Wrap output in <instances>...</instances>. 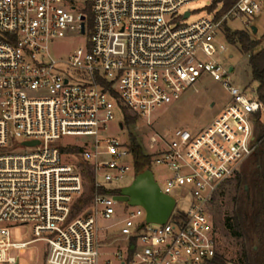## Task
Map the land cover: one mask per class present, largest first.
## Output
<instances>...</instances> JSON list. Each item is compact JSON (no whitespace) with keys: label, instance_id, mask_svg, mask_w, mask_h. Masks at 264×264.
I'll return each instance as SVG.
<instances>
[{"label":"built area","instance_id":"obj_1","mask_svg":"<svg viewBox=\"0 0 264 264\" xmlns=\"http://www.w3.org/2000/svg\"><path fill=\"white\" fill-rule=\"evenodd\" d=\"M195 1L89 0L88 15L76 0H0V264L39 243L43 264H235L220 261L210 206L259 150L264 104L220 59L227 20L258 18L264 0L191 21ZM61 41L76 47L58 57ZM207 80L229 101L202 129L153 146L150 170L170 173L155 181L176 204L165 224L149 223L142 206L116 199L139 174L131 140L109 126L129 129L127 115L151 126ZM16 227L32 239L13 242Z\"/></svg>","mask_w":264,"mask_h":264},{"label":"rangeland","instance_id":"obj_2","mask_svg":"<svg viewBox=\"0 0 264 264\" xmlns=\"http://www.w3.org/2000/svg\"><path fill=\"white\" fill-rule=\"evenodd\" d=\"M216 0H200L192 2L187 5L184 11L193 13L191 21L208 15L209 9ZM76 5L80 11H90L89 0H76ZM220 7V4L216 8ZM215 9V8H211ZM210 9V11H211ZM232 32H250L253 27L258 29L257 35L262 37L264 35V9L263 13L258 18H242V19H228L225 25ZM227 53L222 56L220 62L228 70L234 68V72L229 75L233 85L239 87L244 91L256 92L259 84L253 79L250 67V54H243L239 48L231 46L227 41ZM76 47L71 43L59 42L55 48L57 56H63L65 50ZM229 101V94L223 87L212 80L200 84L195 89L189 91L183 99L170 107L162 109L158 114H155L151 126H147L144 122H139L129 129L124 131L118 129V122L112 123L109 126L108 134L112 138H117L122 142H130L131 135H133L139 145L143 148L146 155L150 156L153 153V146L160 145L161 140L169 138L171 133L176 129H189L192 131L200 130L208 125L212 119L225 107ZM120 117H118V120ZM117 120V121H118ZM243 166L241 172L245 168ZM240 172V173H241ZM153 173L156 181L161 185H165L170 173L159 167H153ZM239 173V174H240ZM233 180V179H232ZM135 181V176L130 173L126 180L120 185L122 187L131 186ZM225 189L221 193V189L216 195V202L210 206V213L214 220L215 228L218 234V247L221 255H224L227 260L235 261L236 241L229 237L223 228V220L231 214L235 196L234 185L228 182L223 184ZM178 208L187 211L189 205L186 200L177 197ZM111 222L102 221L103 226H109ZM31 231L28 227H16L12 231V240L15 243H22L31 240ZM18 264H43L44 249L42 244H35L21 254L15 253Z\"/></svg>","mask_w":264,"mask_h":264},{"label":"trees","instance_id":"obj_3","mask_svg":"<svg viewBox=\"0 0 264 264\" xmlns=\"http://www.w3.org/2000/svg\"><path fill=\"white\" fill-rule=\"evenodd\" d=\"M222 4L220 16L234 5V0H216L212 8ZM89 15V9L86 11ZM227 42L239 48L243 54H250V67L253 79L259 84L258 100L264 104V35L254 32H232L224 26ZM128 126H134L138 118L127 115ZM261 146L252 156L243 171L228 183L234 185V208L223 220L225 233L236 241L238 249L235 264H264V128L259 130ZM131 143L136 159V171L142 174L152 168V157L145 154L137 139L131 135ZM221 193L225 186L221 187ZM216 197L213 203L216 202ZM222 255L220 261L224 263Z\"/></svg>","mask_w":264,"mask_h":264},{"label":"water","instance_id":"obj_4","mask_svg":"<svg viewBox=\"0 0 264 264\" xmlns=\"http://www.w3.org/2000/svg\"><path fill=\"white\" fill-rule=\"evenodd\" d=\"M189 14H187V17ZM85 20V18H83ZM83 34L85 33V24H83ZM254 34L258 29L252 28ZM234 68L229 69L232 74ZM118 201L128 202L132 206H142L147 213L149 223L165 224L175 208V200L164 195L156 184L154 174L147 170L137 175L133 184L122 191L121 196L116 197Z\"/></svg>","mask_w":264,"mask_h":264}]
</instances>
